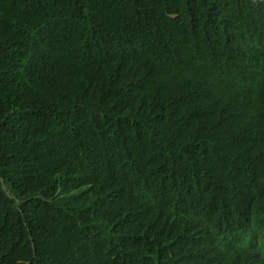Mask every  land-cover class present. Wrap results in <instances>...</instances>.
<instances>
[{
	"label": "trees",
	"instance_id": "obj_1",
	"mask_svg": "<svg viewBox=\"0 0 264 264\" xmlns=\"http://www.w3.org/2000/svg\"><path fill=\"white\" fill-rule=\"evenodd\" d=\"M0 264H264V0H0Z\"/></svg>",
	"mask_w": 264,
	"mask_h": 264
}]
</instances>
